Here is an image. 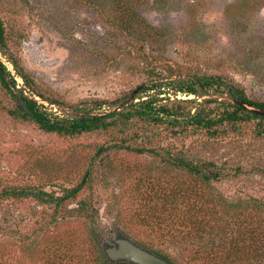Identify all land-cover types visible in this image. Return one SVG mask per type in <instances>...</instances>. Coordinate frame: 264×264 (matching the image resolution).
<instances>
[{"label": "rangeland", "instance_id": "1", "mask_svg": "<svg viewBox=\"0 0 264 264\" xmlns=\"http://www.w3.org/2000/svg\"><path fill=\"white\" fill-rule=\"evenodd\" d=\"M0 18L7 53L40 92L64 104L133 99L150 84L191 75L219 77L264 102V0H0ZM6 55L0 52V63L14 74ZM162 89L169 105L195 98ZM14 110L0 85V192L34 186L62 196L84 174L87 180L58 209L34 199L1 200L0 264H102L120 238L167 264L159 255L172 264H219L201 254L213 248L207 236L200 241L178 231L201 223L231 240L258 226L260 214L246 204L250 198L264 203V121L224 124L216 137L144 126L160 151L213 163L226 175L206 184L162 157L114 148L97 154L120 141L116 130L62 136L15 117ZM111 110L104 104L96 112ZM154 193L178 204L174 226L145 224ZM82 202L86 212L79 210ZM237 252L243 257L247 249Z\"/></svg>", "mask_w": 264, "mask_h": 264}, {"label": "trees", "instance_id": "2", "mask_svg": "<svg viewBox=\"0 0 264 264\" xmlns=\"http://www.w3.org/2000/svg\"><path fill=\"white\" fill-rule=\"evenodd\" d=\"M0 52L3 55L7 54V61L11 64L14 71V74H12L3 63H0V85L15 104L13 112L15 117L31 121L46 132L62 136L116 130L122 135L120 141L114 143L111 147L108 145L106 148H98L97 154L114 148L136 154L147 153L154 157H162L163 162L167 166L194 175L206 184L211 181H220L226 175H223L213 163H195L180 154L170 153L169 150L166 153L165 149L160 151L159 140L156 141L153 136L146 134L145 127L165 126L175 134L186 132L187 130L193 132L205 131L210 137H216L218 128L221 125H235L251 120L264 121V116L254 114L239 105L233 104L230 99L245 102L254 108L264 109L263 101L248 98L242 89L219 77L200 75L172 79L167 83L150 84L143 87L133 99H129L128 96L112 102L92 101L90 107L82 105L85 103L76 105L64 104L46 97L40 92L36 81L24 65L20 64L17 58L7 53L5 29L1 18ZM18 78L22 81V85L17 82ZM165 86H168L173 94L182 93L188 96L193 95L195 98L177 100L175 101L176 104L173 102L171 105L162 103L164 100L161 97L163 94L162 88ZM36 98L42 102H47L48 105H54L57 107L58 112L60 111L61 113L53 111L52 108L40 103ZM104 104H107L112 110L107 113L96 112ZM189 104L196 105L193 108L194 111L186 108L185 105ZM211 104H214V106H211ZM136 126L140 128L135 130L134 127ZM262 132L264 130L260 133ZM136 139L157 145L155 147H145L142 144H129L130 141ZM204 167L213 168L204 170ZM86 175L84 174L80 184L66 189L62 196H56L34 186L6 187L0 192V201L6 198L34 199L43 204L53 205L55 209H58L66 200L75 197L81 192L86 184V181H84L87 180ZM88 175H91V173L89 172ZM147 201H149L150 207L148 209L151 213L147 216L149 221L145 224L151 223L153 225L155 223L159 226L161 224H168L170 227L174 226L176 222L172 219L177 218V203H173L172 200L163 196V193H154ZM157 203L160 204L157 205ZM231 207L236 208L237 205L231 204ZM155 208H157V211ZM246 208L255 211L256 214L259 213L260 218L258 226L246 229L244 238L239 235L230 240L225 238L226 233L221 237L218 233H213L212 230L206 231L201 223H191L185 234L180 230L178 235L190 236L192 234L193 236H199L200 241L207 236L208 241L213 243V248L206 253L201 252V254L207 259L217 261L219 264H238L241 261L245 264H264V203L258 199L250 198ZM87 209L88 205L82 202L79 210L86 212ZM205 223H207L206 220ZM240 246L247 249L243 257L237 252ZM221 252H225V255H222ZM155 254L158 255L157 252ZM106 255L105 253L102 255V264H137L128 260L115 261ZM159 256L171 264L172 262L174 263V260L169 259L168 255Z\"/></svg>", "mask_w": 264, "mask_h": 264}, {"label": "water", "instance_id": "3", "mask_svg": "<svg viewBox=\"0 0 264 264\" xmlns=\"http://www.w3.org/2000/svg\"><path fill=\"white\" fill-rule=\"evenodd\" d=\"M38 100V98H37ZM233 104L239 105L250 112L264 116L263 108H254L245 102L230 99ZM117 249H109L108 255L112 260H128L137 264H167L159 258L149 254L148 252L140 249L127 239L121 238L116 241Z\"/></svg>", "mask_w": 264, "mask_h": 264}, {"label": "flooded vegetation", "instance_id": "4", "mask_svg": "<svg viewBox=\"0 0 264 264\" xmlns=\"http://www.w3.org/2000/svg\"><path fill=\"white\" fill-rule=\"evenodd\" d=\"M121 239V238H120ZM119 240V239H118Z\"/></svg>", "mask_w": 264, "mask_h": 264}]
</instances>
